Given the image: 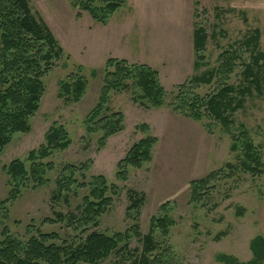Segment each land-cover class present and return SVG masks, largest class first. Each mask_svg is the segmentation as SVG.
<instances>
[{
  "label": "rangeland",
  "instance_id": "rangeland-1",
  "mask_svg": "<svg viewBox=\"0 0 264 264\" xmlns=\"http://www.w3.org/2000/svg\"><path fill=\"white\" fill-rule=\"evenodd\" d=\"M72 1H29L32 13L45 23L63 52L42 77L44 91L29 118V130L15 133L0 150V199L9 190L3 166L19 158L29 169L28 151L46 144L50 128L61 126L69 144L37 160L46 166L42 184L29 177L27 186L8 204V219L0 223V231L6 224L12 235L23 237L31 222L44 231L59 230L58 224L41 220L52 217L53 211L74 210L88 193L91 178L102 176L111 201L99 217L98 231L110 234L137 223L145 234L152 216H166L173 225L164 237L159 231L156 234L171 264H226L221 255L246 264L253 258L251 240L264 238V93L244 97L241 107L230 113L228 126L206 116L185 117L170 106L178 84L215 67L221 51L238 46L255 29L260 32L258 48L264 52V0H125L105 22L73 7ZM194 25L207 34L204 59L197 67ZM108 58L155 69L165 95L161 105L144 107L135 100L140 93L135 86L109 90L103 104L107 109L96 119L119 112L122 128L101 141L103 122L89 126L85 118L99 101L106 71L112 70L106 66ZM241 67L237 61L228 79L235 87L242 83ZM76 77L85 81V89L72 101L60 85ZM216 86L215 82L201 84L194 92L203 95ZM142 124L148 128L143 130ZM242 128L260 155L259 173L225 167L237 164L239 151H231V144ZM146 136L156 138L150 160L139 167L127 166L126 178L119 179L118 161ZM215 170L225 173L209 183L200 199L190 200V183ZM66 180L69 189L57 192L58 183ZM110 185L116 186V194ZM131 191L143 201L128 215ZM136 246L138 241L132 237L130 247ZM114 259L112 255L100 264Z\"/></svg>",
  "mask_w": 264,
  "mask_h": 264
},
{
  "label": "trees",
  "instance_id": "trees-1",
  "mask_svg": "<svg viewBox=\"0 0 264 264\" xmlns=\"http://www.w3.org/2000/svg\"><path fill=\"white\" fill-rule=\"evenodd\" d=\"M29 1L0 0V150L11 141L15 133L29 130V118L37 110L44 91L42 77L63 52L45 23L32 13ZM124 3L125 0H73L72 6L89 12L97 21L105 22ZM259 36V30H253L238 46L234 47L232 44L221 51L215 67L178 84L171 109L195 120L206 116L223 126L230 125V113L241 107L244 97L264 93V52L258 48ZM206 39L205 29L194 25L192 40L195 67L203 62ZM242 53L247 54V57L243 58ZM237 61L242 66V83L235 87L228 83V79ZM106 66L112 67V70L106 71L99 101L85 118L89 126L91 122H103L100 126L104 131L101 141L122 128V114L119 112L104 114L96 119L107 109L103 104L109 90H124L135 86L140 90L135 100L144 107L161 105L165 95L158 81L157 71L146 64L108 58ZM212 82L217 86L211 92L203 95L194 92L201 84ZM84 89L85 81L79 77L60 85L61 92L72 101H77ZM94 128L96 127L88 130ZM141 128L146 130L148 127L142 124ZM45 141L46 144L37 150L28 151L29 169L19 158H14L3 166L9 190L7 196L0 199V223L8 219V204L27 186L30 176L35 183L42 184L41 175L46 166L37 160L48 156L51 150L63 149L69 144L61 126L50 128L45 134ZM232 141L231 151H239L237 164L227 163L226 169L233 171V168H237L243 172L259 173L262 170L260 155L245 130L242 128ZM155 142V137L146 136L133 143L126 155L118 161L116 176L124 180L127 166L139 167L143 162L149 161ZM220 170L193 180L190 183V200L200 199L209 183L219 177L220 173H225ZM69 182H59L57 192L68 190ZM109 188L116 194V186L110 185ZM107 190L104 178L93 176L88 193L76 205L75 211H53L52 217L41 220L42 223L58 224L57 231L41 230L31 222L26 225L23 237H18L12 235L6 224H3L0 231V264H100L112 255H115V259L111 264H171L167 259L166 249L162 246L163 241H159L156 234L159 231L164 237L168 228L173 225L166 216H152L149 230L145 234L140 233L137 223L124 231L110 234L96 229L100 215L107 210L111 201V197L106 194ZM129 199L131 203L126 208L127 213L136 209L143 201L142 196L136 197V193L132 191ZM132 237L138 241V246L134 248L130 247ZM250 248L253 258L246 264H262L264 238H253ZM220 259L226 264H236L235 259L226 255H221Z\"/></svg>",
  "mask_w": 264,
  "mask_h": 264
}]
</instances>
